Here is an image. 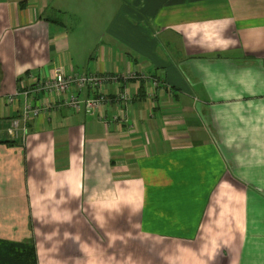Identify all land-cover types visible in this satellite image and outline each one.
Returning a JSON list of instances; mask_svg holds the SVG:
<instances>
[{
	"label": "crops",
	"instance_id": "1",
	"mask_svg": "<svg viewBox=\"0 0 264 264\" xmlns=\"http://www.w3.org/2000/svg\"><path fill=\"white\" fill-rule=\"evenodd\" d=\"M55 66L130 98L30 94L52 107L11 138L7 96ZM0 240L37 264H264V0H0Z\"/></svg>",
	"mask_w": 264,
	"mask_h": 264
},
{
	"label": "built area",
	"instance_id": "2",
	"mask_svg": "<svg viewBox=\"0 0 264 264\" xmlns=\"http://www.w3.org/2000/svg\"><path fill=\"white\" fill-rule=\"evenodd\" d=\"M27 79L31 83L23 85L24 87L16 89L7 96L8 102H13L19 95L24 98L23 107L20 115L11 119L6 129L7 134L11 138L24 139L28 132L27 121L39 115L41 112L49 110L52 107L50 99H44L41 103L33 104L29 100V95L34 93L66 94L72 91L66 98L65 104L75 111L84 109L88 113H94L105 106L111 100L127 101L129 93L127 91L118 92L114 97H110L105 93H95L92 96L81 98V91L86 89H98L107 81H116L117 76L107 74H85V73H66L61 66H55L47 77H41L39 73H27Z\"/></svg>",
	"mask_w": 264,
	"mask_h": 264
},
{
	"label": "trees",
	"instance_id": "3",
	"mask_svg": "<svg viewBox=\"0 0 264 264\" xmlns=\"http://www.w3.org/2000/svg\"><path fill=\"white\" fill-rule=\"evenodd\" d=\"M0 264H37L34 244L0 240Z\"/></svg>",
	"mask_w": 264,
	"mask_h": 264
},
{
	"label": "rangeland",
	"instance_id": "4",
	"mask_svg": "<svg viewBox=\"0 0 264 264\" xmlns=\"http://www.w3.org/2000/svg\"><path fill=\"white\" fill-rule=\"evenodd\" d=\"M73 7H78V5L77 4H72V6H71V8H73ZM69 14V16L67 15V13H66V15L64 16V20H65V22L67 23V24H70V23H72V24H74L75 23V19H74V16L76 15L75 13H74V10H72V9H70V12H68ZM71 18V19H70ZM91 18L92 19H94V15L93 16H91Z\"/></svg>",
	"mask_w": 264,
	"mask_h": 264
}]
</instances>
